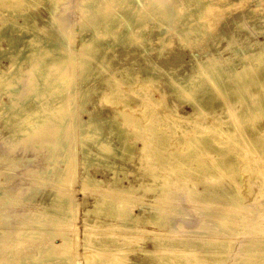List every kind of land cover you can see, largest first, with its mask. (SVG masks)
Instances as JSON below:
<instances>
[{"label": "rangeland", "instance_id": "374dc122", "mask_svg": "<svg viewBox=\"0 0 264 264\" xmlns=\"http://www.w3.org/2000/svg\"><path fill=\"white\" fill-rule=\"evenodd\" d=\"M67 1L57 0L51 7L50 0H37L27 7L21 5L19 8H29L36 16L39 27L53 18L54 24H57L55 29L58 27L57 31L64 33L66 49L63 47L58 56L60 68L57 67L56 78L64 79L65 82L62 96L50 108L53 110V118L46 125L44 139L40 140L36 136V140L41 142L33 138L26 139L25 134L21 137L13 134L12 130L19 119L7 123L6 117L11 113V100L6 90H0V255L4 252L0 256V264H38V261L30 257L36 254L41 259L46 257L47 252L58 255L60 250L64 251L66 248L63 237L60 238L61 233L67 237L68 252L73 255H70L72 264H87L89 258V264H180L184 258L189 264H219L215 261L218 255L225 256L220 264H233L235 260L245 257H257L256 260L264 258V253L262 256L260 252L264 249V190L260 191L261 187L264 188V162L258 161L261 157L264 158V144L260 147V153L239 149L242 156L254 157L256 160L253 166H233L237 169L236 172H227L228 166H208V169L200 173H182L183 169L190 170L191 166H183L177 171L169 163L158 160L161 156L163 160L167 158L172 149L182 148V141L190 137L199 134L216 136V131L227 129L218 120L198 117L190 104H181L173 90L176 86H185L186 80L197 78L200 73L208 75L209 64L213 61L220 62L225 69H242L246 62L263 51L264 0H204L207 4L202 18L196 13L198 6L194 0H165L172 4L171 9L175 7L178 12L181 10L180 4L185 5L186 10L180 12L183 16L174 19L176 21L160 19L159 1L131 0L123 6L112 0ZM20 3H26V0H0V8L14 7ZM98 3L103 5L95 12ZM171 9L170 12L175 11ZM111 11L128 12L136 21L141 20L142 24L135 29L124 22L116 25L111 34L104 35L105 24L94 22L98 21L100 15ZM92 12L95 13L91 15ZM0 17L4 18L3 14ZM192 24H203L206 28H203L200 35H188L184 30ZM96 36L100 47L96 52H88L93 73L85 78L82 62L87 51L85 52L84 47L92 44ZM41 46V43L40 46L37 44V47ZM0 47H7V40L0 42ZM34 59L25 62V67ZM9 64V60H5L1 66L4 69ZM148 68L153 69L154 80L144 83L141 76ZM30 69H24L18 77L13 74L11 78L10 90H14L15 97H19L16 98L19 106L32 89ZM130 71L137 76L136 83L132 85L128 84L126 76ZM110 76L120 80L121 84V90L116 91L113 96L110 87L114 85L106 82ZM12 84L16 87H12ZM48 95L50 92L40 94L43 99L48 98ZM222 109L224 108L220 110ZM121 110L137 116L144 128L140 129L133 122L124 120ZM91 116L101 121V133L93 138L87 134L86 126ZM109 117H115L135 132L128 138L129 142L136 143L135 149L130 157L125 158H115L112 153H106L105 164L93 161L85 169L83 149L86 145L95 153H99V150L92 143H97L94 142L97 140H111V143L108 142L111 147L120 145V141L111 134L107 120ZM254 124L264 126V114L256 116ZM55 129L59 130L58 134ZM85 134L94 141L90 138L88 141ZM261 135L262 130L256 134ZM152 140L154 145L161 146L163 143L168 146L157 159L147 149ZM193 147L199 150V157L204 160L219 153L201 142L193 144ZM225 154L226 152H222V156ZM116 172H119L117 177L120 179L116 177ZM240 173L244 179H238L237 184L234 178H238ZM86 175L100 180L99 184L86 183ZM250 175L252 178L248 181ZM241 180L243 181L240 183ZM128 186L135 190L130 191ZM126 189L129 192L124 191ZM235 192H241L238 205L232 202ZM55 193L68 196L72 205H68L67 210L72 213L71 217L59 219V214L51 215L46 210L54 201L53 197L57 195ZM102 196L115 203L120 201V204L131 209L137 219L129 223L128 220L115 216L88 213ZM229 207L236 213L233 214L235 217L232 221L239 229L232 235L220 231L221 227L218 225L222 219L226 220L222 210H230ZM156 208L164 212L169 221L176 223L178 237H194L204 242L217 238L213 233L202 235L198 232L203 222H209L217 229L222 240L231 238L232 243L222 251L208 244L197 249L178 248L167 243L159 245L157 239L169 238L173 234L168 232L169 227L149 222L152 213L158 212ZM86 219L89 222L86 223ZM182 222L186 224L180 226ZM248 225H255L258 230L246 234ZM111 226L119 227L112 230ZM87 230L95 234H115L117 244L122 248L97 249L93 242L86 239ZM31 231H35L36 235ZM7 243H11L9 247L13 248V252H7L9 247L4 248ZM17 243L20 244L15 246ZM155 251H160L165 256L155 258L152 255ZM207 253L211 256L200 263L196 262V256ZM98 255H110L109 259H112L105 262ZM166 260L168 263H165ZM48 261L50 260L46 259Z\"/></svg>", "mask_w": 264, "mask_h": 264}, {"label": "bare ground", "instance_id": "6f19581e", "mask_svg": "<svg viewBox=\"0 0 264 264\" xmlns=\"http://www.w3.org/2000/svg\"><path fill=\"white\" fill-rule=\"evenodd\" d=\"M20 1H24V0H20ZM34 1H37V0H26V3H20L14 7L5 8L3 6L0 8V14H3V16H4V18L0 17V42H2L3 40H7V47H0V90H6V92L8 93V95L10 97V100H11V105L9 107V111L11 113H10L9 117H6L7 123L10 124L12 121L19 119L18 123L16 124V126L12 130L13 134L18 135L19 137H21V135L25 134V138L27 137L26 139L33 138V140H36V136H38V139L41 140L42 138L44 139V137H45L46 125L48 124L50 119L53 118L51 116L53 114L52 113L53 110L50 109V108H52L51 107L52 103L56 99H58L62 96V88H63L65 80L64 79H61L63 81L58 80L56 78V73L58 70L57 67L59 66L58 56L63 51L64 43L66 42V37L63 35L64 33L60 34L62 31L60 33L58 32L59 31L58 27L55 29L57 24L56 23L54 24L55 21L53 20V18H50V20L47 19L48 20L47 23H45L43 26L39 27L36 16L30 12L29 8H26L25 10L19 9L21 5L27 7L28 4L30 5ZM129 1H131V0H112V2H118L120 6H123L125 3L129 2ZM151 1L152 2L159 1V5H158L159 13H158V15L160 16L161 20L176 21L174 19H177L181 16V13H180L181 10H184V11L186 10V8L184 7L185 5H183V4H180L181 10H180V12H178L175 7H173L171 9L172 4L169 1H165V0H151ZM174 1L176 2V0H174ZM184 1H187V0H184ZM194 1L196 2L197 6H198L196 13H198L200 15V17L202 18L205 14L204 8H205L207 3L204 2V0H194ZM50 2H51V7H53L54 4L57 2V0H50ZM102 5H103L102 3L101 4L98 3L96 5V8H95L96 11L95 12H97L100 8H102ZM56 6L57 5H55V8H56ZM170 9L171 10L174 9L175 11L170 12ZM57 10H55V11L57 12ZM95 12H92L91 15ZM53 13H54V11H53ZM85 13H87V12L85 11ZM56 15H58V14H56ZM58 16H60V15H58ZM56 18H58V17H56ZM65 22H66V20H65ZM124 22L131 24L133 26V28H135V29L138 28L142 24L141 20L136 21L133 17H131L129 15L128 12L127 13L126 12L121 13V12H117V11L116 12L111 11V12H107L103 15H100L98 21L94 22V24L104 23L105 24L104 35H109L113 32V29L116 25H120L121 23H124ZM86 24H88V23H86ZM60 25L61 24H58V26H60ZM65 25H67V24H65ZM65 25H64V28L66 27ZM172 25H174V24H172ZM204 27H203V24H192L189 27H187L184 31L188 35L189 34L190 35L191 34L192 35L193 34L200 35L203 32ZM64 30H66V29H64ZM38 43H39V46H40V43L42 44V46L37 47ZM99 47H100V41H99L97 36L94 38L92 44H87L84 47L85 52L87 51L86 57L83 58V62H82V67H84L83 71L85 73L84 74L85 78H88L93 73V71L91 69V58L89 57L88 52L89 53L94 52V51L96 52V50ZM67 53H69V52H67ZM67 53H66V55H67ZM67 56L69 58V55H67ZM32 58H35L34 59L35 61H33L35 63L32 62L33 63V64L31 63L32 65L29 63L25 67L24 63L27 61L30 62V60ZM5 60H9L10 64L5 66V68L3 69L1 64ZM28 68H31L30 71L32 72L31 73L30 71L27 70L28 72L31 73V79L32 80L30 78L29 79L31 80L32 89L29 92V94L25 97V100L22 101V104L19 106L18 102L16 101V98L19 99V97H15L16 95L14 93V90L12 92L10 90V83H12L11 78H12L13 74L16 75V77L21 76V74L23 73V70L24 69L26 70ZM59 68H60V66H59ZM208 68H209L208 75L205 76L203 73H200L197 78H191V79L186 80L184 82L185 86H182V87L176 86L173 91H174L177 99L181 102V104L187 102L188 104L191 105V107L194 110V113L196 115H198V117H200V116L205 117L206 116L205 118H210L213 121L218 120L221 124H225L227 126V129L223 128L219 132L216 131L217 132L216 136H208L205 134H199V135L190 137L188 140L182 141V143H183L182 148L172 149L167 154L168 157L165 158L164 160L162 159V156L159 157V154L160 155L163 154V152H165L167 150L168 146H166L162 142H160V144L162 143L161 146H158V144L154 145L153 140L150 142V145H147V149L150 150V153L153 154L156 157V159L159 157L158 160L163 161V163H169L170 166H173L174 170L178 171L183 166H187V165L191 166L190 170L186 171L185 169H183L182 173L191 172V171L196 172V173H200L201 171L208 169L209 168L208 166H216V168L217 167L223 168L224 166H228L227 172H229V171L236 172L237 169L233 166H238L240 164L253 166V162H255L256 159L254 157L251 158V157L242 156L240 154V150L243 149L245 152L253 151V153H260V147L262 146V144H264V126H256L254 124L255 117L260 115V114H264V50L259 52L256 56H254L248 62H246L244 64V66L242 67V69H225L222 67V64L218 61L211 62L209 64ZM152 71H153L152 68H148V69L144 70V73L141 76V79L144 81V83L153 82L154 79L152 78ZM60 75L61 74H59V76ZM65 75H66V73H65ZM36 76H38V78H36ZM126 76L128 79V84L132 85V84L136 83L137 76L135 75L134 72L130 71L127 73ZM67 78H68V76H67ZM119 81L120 80H117L116 78H114L112 76L108 77L106 80L107 83L110 84V82H112L114 85V86L110 87L111 91H112V96H113V94L116 93V91L121 90L120 89L121 84ZM12 87H16V86L13 85ZM49 92H50V95H48L49 96L48 98L43 99L40 96V94L44 95V94H48ZM21 94H23V93H21ZM43 100H45V102H42ZM221 108H224V109L220 110ZM209 113H211V115L208 116ZM120 114L124 118V120H128L130 122H133L140 129L144 128V125L141 124L140 121L138 122L139 119L134 114L129 113L127 111L123 112L122 110L120 111ZM107 120L110 123L109 125H110L111 134L115 135L116 139H118L120 141V145H118L119 147H111L110 144L108 143V142L111 143V140L106 139L105 141L98 142L100 140H97L96 138L95 139L97 141H94V140L93 141L97 142V143H92L93 141L91 140V137L90 136L87 137V136L91 135L93 138V136H95L96 134L98 135L101 133V127H100L101 121L94 118L93 116H91L86 122V126L88 128V129L86 128L88 135L85 134V136L87 135L86 136L87 140L90 138V140L92 141L90 143H92L96 147V149L98 148L99 151H97V152H99V153L93 152L90 146L86 145L84 147V149H83V165H84L85 169H87L90 166V164L93 163V161H95L97 164H102V163L105 164V162L107 161L106 153H109V154L112 153V155L115 158H119V157L125 158L127 156L130 157L132 155L134 149H135L136 143L132 142V141L131 142L128 141L129 136L132 134H135V132L131 128H129L128 126H124L123 123L121 121H118L115 117H109ZM53 125H55V124H53ZM206 128H208V127H206ZM57 129H59V128H57ZM260 130H262V135L256 136V134ZM55 131H57L56 134L59 133V130L55 129ZM46 135H47V133H46ZM96 137H98V136H96ZM25 138L23 140H25ZM38 139L36 141H40ZM200 142L206 147L214 148L216 151L219 152L218 155L217 156L214 155L208 160L201 159L199 157V153H198L199 150L197 148L193 147V144L200 143ZM50 145H52V144H50ZM113 146H115V145L113 144ZM55 147L53 149H55ZM222 152H226L225 156H222ZM258 161L264 162V158L261 157V159H258ZM70 165H68V166H70ZM58 171H59V169H58ZM118 173L119 172H116V177L118 176ZM238 176H239L238 178H234L235 182H238L237 184H239L238 179H240V178L244 179V177L242 176V173H240ZM57 177H59V176L57 175ZM117 178L120 179L119 177H117ZM251 178H252L251 175L248 176V181ZM85 181H86V183L92 182V183H98V184L100 182V180H98V179H96L90 175H86ZM242 181L243 180H241L240 183ZM249 185L251 186V183H249ZM124 187L126 188V186H124ZM149 189H151V188H149ZM117 190L120 191V189H117ZM129 190L134 191L135 188L129 187ZM261 190L263 191L264 188L261 187L260 191ZM121 191H123V190H121ZM124 191H127V189ZM127 192H129V191H127ZM240 193L235 192L233 194L232 202L234 204H237V205L239 204L238 200L240 199V196H241ZM55 194H57V193H55ZM59 194H60V192H59ZM243 197H245V195ZM53 198H54V201L52 202L51 206L48 207L46 210L48 212H50L51 215L52 214H55V215L59 214V219L65 218V217L66 218L71 217L72 213L68 212V210H67V208L69 207L68 205H72L68 196H66V194L61 193V195L57 194ZM123 198H126V197H123ZM110 199H111V196H110ZM105 200H106V197L99 198L97 200V203L95 204L96 206L93 209H89L88 213L97 214L98 216L102 215V214L107 215V216H115L118 218L126 219V220H128V222L137 219V217L132 214L131 209L127 206H123L122 204H120V201H119V203H115V202H113V200L112 201H109V200L105 201ZM158 208H156V211H158L157 210ZM70 209H71V207H70ZM163 209H165V208H163ZM228 209H230V207ZM165 212H167V211H165ZM222 212H223L222 214L224 215L226 220L224 221L222 219L221 221H219L218 225H220V227H221L220 231H222L225 234H231V235L235 232H238L239 229L233 223L234 217L236 215V213H233L234 210L233 209L227 210V208H226L225 210H222ZM240 212L237 211V213H240ZM233 214H235V215H233ZM87 217H89V216H87ZM59 219H55V220H59ZM228 219H231V221H229ZM175 220H177V219H175ZM41 222H38V223H41ZM87 222H89L88 219H86V223ZM149 222L153 223L154 225L160 226V227H166L167 226V227H169L168 232L173 234L169 238L165 237L163 239H157V242L159 243V245L167 243V244H174V246H176L178 248L197 249V248L204 247L206 244H208L209 246L212 245V246H215L216 248H218V251L219 250L222 251V250H225L228 247H230V245L232 243L231 238H228L227 240H222L217 229H214L213 226L210 225L209 222H203V223L201 222L202 225L200 226L198 232L201 234L202 233H204V234L205 233H213V235L216 234L217 238L212 237L213 239H207L205 241L206 243L204 242V240L201 241L198 238H194V237H178L177 236L178 235V233H177L178 229L176 230V227H175L176 223L173 224V222L169 221L168 216L164 212L163 213L160 211H158L157 213L153 212L150 219H149ZM183 222H182V225L180 223V226H184L186 224V222L185 223H183ZM96 226H98V225H95V227ZM90 227L91 226L89 225L88 228H90ZM117 227H119V226L112 227V230H114ZM98 228H101V227L98 226ZM255 229L258 230L255 225H253V226L248 225L246 234L251 232V231H255ZM30 233H35L33 235H36L35 231H31ZM53 234H57V233L53 232ZM58 234H60V233H58ZM191 234H192V232H191ZM191 234H189V235H191ZM193 234H195V233H193ZM60 235H61V237H60L61 239L63 237V241H64L63 244L66 246L64 251H62L58 248L60 250V252L56 256L54 255L55 253L53 254L52 252H47L46 257H44V258L39 259L40 257H36L38 255L35 254V256H31L30 259L32 258V259H34V261H38V264H58L57 260L65 261V262H67L66 264H72V260L70 258V255H72V254H70L68 252L69 251L68 250L69 245L67 243V237H64L63 233H61ZM196 235H198V234H196ZM51 236H55V235H51ZM85 236H86V239L88 241H91L95 244L97 249L100 248L102 250H107L110 248H118V249L122 248L121 246H118L119 243L117 244V241H118L117 237L115 234H112V233L95 234L93 231L87 230L85 232ZM17 238H19V237H17ZM8 240H6V241H8ZM20 241H21V239H20ZM24 241H25V239H24ZM0 242L2 243V241H0ZM20 243L15 244V246H17ZM10 244L7 243L4 248L5 249L8 248ZM33 244L36 245V243H33ZM42 247H44V246H42ZM49 247H51V246H49ZM9 248H10L9 249L10 251L7 250V252H10V253H11V251L13 252V250H11L12 247H9ZM35 248H37V247H35ZM52 248H54V247H52ZM7 252H6V254H7ZM260 252L262 255L264 253V249L260 250ZM6 254H5V256H6ZM152 255H153V257L158 258V259L165 256V254L161 253L160 251H155L152 253ZM169 255H167V256H169ZM98 256L100 259L104 260L105 262H108L109 260L112 259V257L109 259L110 255H108V256L98 255ZM209 256H211L210 253L203 254L200 256H196V262L200 263V262L204 261L206 258H208ZM54 257L56 259H53ZM114 258H116V257L114 256ZM224 258H225L224 255H218L215 257V261L220 264L221 262H223ZM256 258L245 257L242 260H235V262L233 264H264V258L260 259V257H259L260 260H256ZM46 259H49L50 261L46 262ZM90 261H91V258L88 259L87 264H89ZM165 263H168V261L166 260ZM180 264H189V263L184 258V259H181Z\"/></svg>", "mask_w": 264, "mask_h": 264}]
</instances>
